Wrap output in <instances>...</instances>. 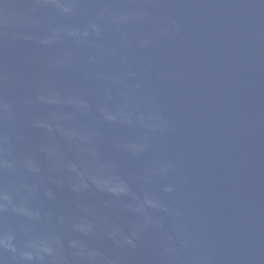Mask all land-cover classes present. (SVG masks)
<instances>
[{
  "label": "water",
  "instance_id": "water-1",
  "mask_svg": "<svg viewBox=\"0 0 264 264\" xmlns=\"http://www.w3.org/2000/svg\"><path fill=\"white\" fill-rule=\"evenodd\" d=\"M0 264H264V0H0Z\"/></svg>",
  "mask_w": 264,
  "mask_h": 264
}]
</instances>
